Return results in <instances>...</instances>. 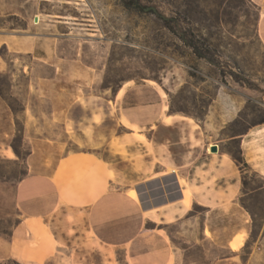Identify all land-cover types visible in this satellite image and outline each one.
Wrapping results in <instances>:
<instances>
[{"label": "crops", "instance_id": "1", "mask_svg": "<svg viewBox=\"0 0 264 264\" xmlns=\"http://www.w3.org/2000/svg\"><path fill=\"white\" fill-rule=\"evenodd\" d=\"M249 1L261 14L264 45V0ZM9 13L21 15L0 3V15ZM46 16L56 15L37 14L33 24L25 16L27 33L0 31V74L10 81L9 97L0 89V158L28 170L15 184L18 220L7 237L0 235V264H179L184 250L165 226L180 222L193 205L241 220L221 246L229 254L211 264H264V212L257 207L264 204V124L227 133L236 115L200 121L154 101L150 113L136 104L115 110L129 94L145 95L138 84L124 85L114 100L73 96V85L61 84L66 69L53 32L62 21ZM148 84L164 98L161 86ZM10 97L21 101V110ZM20 120L25 158L11 144ZM122 125L130 131L118 132ZM233 142L241 165L232 158ZM68 144L75 149L66 151ZM218 231L205 225L203 240L215 241Z\"/></svg>", "mask_w": 264, "mask_h": 264}, {"label": "rangeland", "instance_id": "2", "mask_svg": "<svg viewBox=\"0 0 264 264\" xmlns=\"http://www.w3.org/2000/svg\"><path fill=\"white\" fill-rule=\"evenodd\" d=\"M129 1L0 0L10 11L18 8L21 13L0 15V31L27 33L23 31L27 28L25 16L33 24L32 17L37 14L56 15L46 17L62 21L53 32L60 37L57 51L66 69L61 84H72L73 96L114 100L124 85L123 90L131 84L144 87L142 98L129 94L123 100L127 103L117 101L118 112L136 104L144 107L141 113H150L154 101L167 104L171 114L200 121L208 114L236 115L227 133L242 132L264 119V45L258 34L261 14L249 0H139L173 18L171 28L156 15L129 7ZM179 34H185L208 59L200 58ZM21 78L27 83V77ZM148 81L162 87L164 98ZM9 87L7 76L0 74V89L7 97ZM10 99L21 110V101ZM216 99L220 103H215ZM17 127L11 144L25 158L29 145L22 140L21 120ZM58 127L60 130V124ZM117 131L130 130L122 125ZM230 145L237 155V143ZM73 149L75 145H66V151ZM27 173L23 163L0 158V235L4 237L18 220L15 184ZM257 207L264 212L263 203ZM222 214L193 205L180 222L165 226L173 245L184 250L179 264H211L229 254L221 246L226 245L231 228L241 220L225 219ZM205 225L219 229L215 241L203 240L201 229ZM5 264L18 263L9 260Z\"/></svg>", "mask_w": 264, "mask_h": 264}, {"label": "trees", "instance_id": "3", "mask_svg": "<svg viewBox=\"0 0 264 264\" xmlns=\"http://www.w3.org/2000/svg\"><path fill=\"white\" fill-rule=\"evenodd\" d=\"M128 6L129 7H133L135 9L140 10V11H143V12L152 13V14L156 15L159 19H161L162 21H164L165 24L168 27H170V28L172 27V23L174 22V19L165 16L164 14H162L155 7L144 6L143 4L140 3L139 0H130L128 2ZM179 36H180L181 39H183V41L187 42L188 45L195 50V52L198 54V56L200 58L208 59L207 56H206L207 54L206 53H203L202 50L197 45H195L191 40L188 41L187 38H186V36H185V34H179ZM257 124H264V119L261 120L260 122H258ZM15 152L18 154V152H17L16 149H15ZM232 158H233V160H235L236 163H238L240 165L243 164V158H242L239 150H238V154L237 155H232ZM149 224L150 223H147V228H155V226L151 227V226H149Z\"/></svg>", "mask_w": 264, "mask_h": 264}, {"label": "bare ground", "instance_id": "4", "mask_svg": "<svg viewBox=\"0 0 264 264\" xmlns=\"http://www.w3.org/2000/svg\"><path fill=\"white\" fill-rule=\"evenodd\" d=\"M11 154V157H13L14 155H13V153H10ZM241 244V240L240 239H237V240H235L233 243H232V248L234 249V248H238L239 247V245ZM241 247V246H240ZM239 249V248H238Z\"/></svg>", "mask_w": 264, "mask_h": 264}, {"label": "water", "instance_id": "5", "mask_svg": "<svg viewBox=\"0 0 264 264\" xmlns=\"http://www.w3.org/2000/svg\"><path fill=\"white\" fill-rule=\"evenodd\" d=\"M35 21L37 22L38 21V17H35ZM211 152H217L218 150V146L217 145H214L210 148Z\"/></svg>", "mask_w": 264, "mask_h": 264}]
</instances>
